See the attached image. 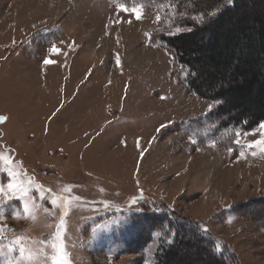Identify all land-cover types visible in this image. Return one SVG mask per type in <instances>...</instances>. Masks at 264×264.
Listing matches in <instances>:
<instances>
[{
    "label": "rangeland",
    "instance_id": "obj_1",
    "mask_svg": "<svg viewBox=\"0 0 264 264\" xmlns=\"http://www.w3.org/2000/svg\"><path fill=\"white\" fill-rule=\"evenodd\" d=\"M123 1L0 0V264L15 237L62 244L69 264H153L174 230L264 264L261 123L220 129L216 102L188 90L158 41L188 30L173 0Z\"/></svg>",
    "mask_w": 264,
    "mask_h": 264
},
{
    "label": "trees",
    "instance_id": "obj_2",
    "mask_svg": "<svg viewBox=\"0 0 264 264\" xmlns=\"http://www.w3.org/2000/svg\"><path fill=\"white\" fill-rule=\"evenodd\" d=\"M174 2L179 23L188 30L158 36V41L173 52L176 63L185 70L188 90L216 102L212 114L219 115L220 129L239 126L250 130L264 123V0ZM196 16L204 18L193 19ZM156 213L160 211H153L151 216ZM143 214L155 228L160 219L164 220L165 213L155 217ZM195 228L197 232L203 231L198 224ZM173 233L170 241L158 238L153 264H229L224 250L215 251L217 243H201V238L194 243V239L186 241L183 234L175 238L177 232Z\"/></svg>",
    "mask_w": 264,
    "mask_h": 264
},
{
    "label": "snow or ice",
    "instance_id": "obj_3",
    "mask_svg": "<svg viewBox=\"0 0 264 264\" xmlns=\"http://www.w3.org/2000/svg\"><path fill=\"white\" fill-rule=\"evenodd\" d=\"M229 2H231V0H229ZM117 7L120 11L123 12H129L131 11L136 18L139 20L141 18L142 15V9H143V3H137L135 4L131 9H129L128 7L125 6V4L122 3H117ZM214 15V13H213ZM204 17L202 16L201 19H203ZM157 19L159 20V17H157ZM182 29L180 28H176V32H180ZM51 52L53 53H57L59 50L55 48V46H53L50 49ZM53 63L52 60L50 59H45L44 60V64H51ZM163 99V97H162ZM4 120H6V117H0V122H3ZM163 127V126H162ZM260 128L264 129V123H261ZM236 135L239 137L241 135V133L237 132ZM193 143H195V140H192ZM237 143H239V140L236 141ZM256 144L260 145V150L264 151V141H258L256 142ZM211 146H215V144L213 143ZM253 145H249V147H252ZM253 155H255L256 153L253 152ZM241 155H243V153H241ZM0 160H5V162L7 163H11V161L7 160L6 157L0 156ZM9 189L13 188V185L9 184L8 185ZM50 191V190H49ZM3 193V189L0 188V194ZM78 199V198H77ZM51 203L53 205H55L56 200L53 199L51 201ZM25 211L27 212V206H25ZM67 214V212L65 211V215ZM231 222V221H229ZM60 224L63 225L64 224V218L63 216H61L60 218ZM203 231L207 232L208 229L204 228ZM0 239H2V237H0ZM61 230L58 228L57 232L55 233V240H61ZM23 240L24 237H15L7 246V251L9 254L13 253V252H17L18 253V258L15 260H9L8 264H23L24 261L27 262V264H40V258L43 255V259H44V264H48V255H51V260H50V264H69V261L65 258L67 256V253L65 251V247L61 244V245H57L55 242L52 243L51 248L53 249V253H42V250L37 249V250H32V249H25V247L23 246ZM42 244L47 245L48 241L44 240L41 241ZM215 251L217 253H222L223 252V248L221 247V245L219 243H217L215 245ZM4 252V246L0 245V254H3Z\"/></svg>",
    "mask_w": 264,
    "mask_h": 264
}]
</instances>
